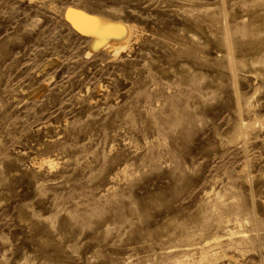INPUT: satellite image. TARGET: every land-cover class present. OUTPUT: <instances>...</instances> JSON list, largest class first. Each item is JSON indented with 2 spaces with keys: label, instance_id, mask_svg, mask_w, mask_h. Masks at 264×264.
Instances as JSON below:
<instances>
[{
  "label": "rangeland",
  "instance_id": "1",
  "mask_svg": "<svg viewBox=\"0 0 264 264\" xmlns=\"http://www.w3.org/2000/svg\"><path fill=\"white\" fill-rule=\"evenodd\" d=\"M0 264H264V0H0Z\"/></svg>",
  "mask_w": 264,
  "mask_h": 264
},
{
  "label": "bare ground",
  "instance_id": "2",
  "mask_svg": "<svg viewBox=\"0 0 264 264\" xmlns=\"http://www.w3.org/2000/svg\"><path fill=\"white\" fill-rule=\"evenodd\" d=\"M67 17L78 30L92 37L91 51L106 47L108 50L113 49L118 54L131 41V28L121 22L92 15L77 8H70ZM37 94L35 92L33 95Z\"/></svg>",
  "mask_w": 264,
  "mask_h": 264
}]
</instances>
